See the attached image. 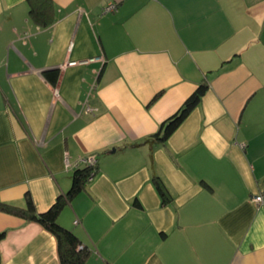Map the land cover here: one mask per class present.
<instances>
[{
	"label": "crops",
	"instance_id": "0c3cea01",
	"mask_svg": "<svg viewBox=\"0 0 264 264\" xmlns=\"http://www.w3.org/2000/svg\"><path fill=\"white\" fill-rule=\"evenodd\" d=\"M51 2L42 29L27 0H0V202L46 212L93 156L58 217L87 264H264V0ZM2 232L1 264H59L38 224L0 213Z\"/></svg>",
	"mask_w": 264,
	"mask_h": 264
},
{
	"label": "trees",
	"instance_id": "16d2710c",
	"mask_svg": "<svg viewBox=\"0 0 264 264\" xmlns=\"http://www.w3.org/2000/svg\"><path fill=\"white\" fill-rule=\"evenodd\" d=\"M29 6V18L39 27L47 28L53 23V7L51 0H27ZM58 74L55 73V84ZM208 91V84H200L196 90L183 102L180 108L162 124L156 133L145 140L144 144L157 145L166 142L174 132L181 126L190 113L200 104L202 98ZM159 97L156 96L153 101ZM95 167H86L73 173L71 187L64 196H59L54 204L43 213H38L35 209L31 197L25 196L24 208H18L0 202V213L14 216L27 223H35L50 233L57 242L59 264H87L88 250L82 246L79 239L71 231L62 227L58 223V217L62 209L78 194H80L89 183V178L96 174ZM153 184L158 192L162 203L168 204L171 200L168 190L158 177H154ZM5 237V233H0V241ZM1 264V256H0Z\"/></svg>",
	"mask_w": 264,
	"mask_h": 264
},
{
	"label": "built area",
	"instance_id": "2783aa9c",
	"mask_svg": "<svg viewBox=\"0 0 264 264\" xmlns=\"http://www.w3.org/2000/svg\"><path fill=\"white\" fill-rule=\"evenodd\" d=\"M117 10V5L115 3H108L106 4L103 9H102V14H107V13H113V12H116ZM69 65H74V63H71ZM86 111H91L88 107H86ZM239 147L241 148H244L243 145H240ZM82 162L89 166V167H95L97 165V161L95 159V157L91 156V157H87L85 159L82 160ZM93 179V177H90L89 178V182ZM252 201L256 204H259L262 202V197L259 195V196H255ZM77 223V221L75 222V224ZM83 246H79L78 249H82Z\"/></svg>",
	"mask_w": 264,
	"mask_h": 264
}]
</instances>
